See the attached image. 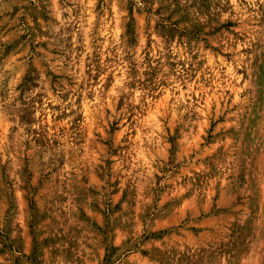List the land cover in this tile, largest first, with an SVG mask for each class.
<instances>
[{
    "label": "rangeland",
    "instance_id": "374dc122",
    "mask_svg": "<svg viewBox=\"0 0 264 264\" xmlns=\"http://www.w3.org/2000/svg\"><path fill=\"white\" fill-rule=\"evenodd\" d=\"M0 264H264V0H0Z\"/></svg>",
    "mask_w": 264,
    "mask_h": 264
}]
</instances>
